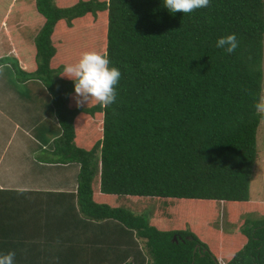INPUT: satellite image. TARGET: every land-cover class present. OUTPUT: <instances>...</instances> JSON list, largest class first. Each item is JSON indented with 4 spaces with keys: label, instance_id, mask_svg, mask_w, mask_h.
I'll list each match as a JSON object with an SVG mask.
<instances>
[{
    "label": "trees",
    "instance_id": "obj_1",
    "mask_svg": "<svg viewBox=\"0 0 264 264\" xmlns=\"http://www.w3.org/2000/svg\"><path fill=\"white\" fill-rule=\"evenodd\" d=\"M229 33L231 54L215 46ZM93 50L122 74L107 108L77 104L60 75ZM263 61L264 0L174 15L163 0H0V75L44 88L56 122L40 160L79 165L74 193L0 190V251L16 264H264V203L249 196Z\"/></svg>",
    "mask_w": 264,
    "mask_h": 264
},
{
    "label": "crops",
    "instance_id": "obj_2",
    "mask_svg": "<svg viewBox=\"0 0 264 264\" xmlns=\"http://www.w3.org/2000/svg\"><path fill=\"white\" fill-rule=\"evenodd\" d=\"M39 90L37 87L30 85L27 93L31 96L21 94L17 99L15 97L12 102L15 105V101H19L16 105L20 108L26 107L28 102H38L35 93H40ZM1 91L4 90L0 88ZM9 93L11 94V92ZM15 117V111L10 116L9 113L0 110V121L6 123L4 125L15 124ZM44 121L39 123V126H42ZM2 127L4 126L1 125L0 128ZM54 129L56 130L55 127ZM42 131H45V129L43 128ZM41 135L42 137L45 136L44 133H41ZM54 136L55 134L51 138ZM16 137L18 139L14 141ZM42 137L39 133L37 136H32L30 133L18 136L14 131L12 133H0V190L42 193L75 192L79 165H52L42 162L40 158L45 156L43 151L51 150L46 146L50 143L49 140ZM34 144L41 147L42 151H39L41 154L36 153L38 148ZM30 151H34V154H31Z\"/></svg>",
    "mask_w": 264,
    "mask_h": 264
},
{
    "label": "clouds",
    "instance_id": "obj_3",
    "mask_svg": "<svg viewBox=\"0 0 264 264\" xmlns=\"http://www.w3.org/2000/svg\"><path fill=\"white\" fill-rule=\"evenodd\" d=\"M210 3L211 0H163V7L173 15L177 12L191 14L197 9L207 8ZM215 46L231 54L238 48L239 41L235 33H229L218 37ZM60 75L73 81L77 104L95 100L107 108L116 101V86L122 74L106 53L93 50L83 52L77 62L65 65ZM255 109L264 113V98L255 104ZM0 264H16L15 251H0Z\"/></svg>",
    "mask_w": 264,
    "mask_h": 264
},
{
    "label": "rangeland",
    "instance_id": "obj_4",
    "mask_svg": "<svg viewBox=\"0 0 264 264\" xmlns=\"http://www.w3.org/2000/svg\"><path fill=\"white\" fill-rule=\"evenodd\" d=\"M1 72L3 76L0 75V88H2L4 91L0 92V110L5 113H9L10 116H12L13 111H15L16 117H15V124H9V126L4 125L6 123L0 121V124L5 127V128L4 127L0 128V133H12L14 131V133L17 134L18 136L28 135V133H30L32 136H37L39 133L41 137H42L41 133H44L45 136H43L42 138L45 140H49L50 142L49 144L46 145L47 148L49 149L52 148L51 141L55 136L53 138L51 137L52 135L55 134V132H57L54 129V127H56V122L53 119L51 103L49 101L48 95L45 94L46 92L44 88L42 89L38 87V89H40L39 90L40 93L39 92L35 93V95H37L38 97V102H33V103L28 102V105L26 107L20 108L16 105L19 101H15V105H14L12 102L13 99L15 97L17 99L18 96L21 94L25 96H31L27 92L29 86L30 85L34 86L35 83L32 82L26 85L17 83L16 78L15 80L13 79L14 74L12 70L10 71L9 67H4ZM263 72H264V61H263ZM13 81L15 82V84L13 83ZM9 92H11V94ZM263 98H264V79H263ZM37 108L39 110H36ZM262 114L264 115V113ZM42 121H44L43 125L39 126V123H41ZM43 128L45 129V131H42ZM5 129L7 132L5 131ZM17 139L18 138L16 137L14 141H16ZM36 145L35 147L38 148V151L36 153H39V151H42L40 149L41 147H37ZM257 149L259 151L258 162L256 164L253 173V178H252L253 180L251 181L249 186V196L251 202L253 203H264V118L262 119L261 125L259 126L257 131ZM30 152L31 154H34V151H30ZM146 202L148 204H155L153 203L152 200H147ZM187 205L190 206L191 204H187ZM187 205H184V207L185 206L188 207ZM157 206L159 207V204H157ZM218 221L221 222L222 224L223 219L220 217ZM194 226L195 228L196 227H198L199 229L201 228V226L199 227V225L195 223Z\"/></svg>",
    "mask_w": 264,
    "mask_h": 264
},
{
    "label": "water",
    "instance_id": "obj_5",
    "mask_svg": "<svg viewBox=\"0 0 264 264\" xmlns=\"http://www.w3.org/2000/svg\"><path fill=\"white\" fill-rule=\"evenodd\" d=\"M189 239V238H188ZM174 240H175V238H174Z\"/></svg>",
    "mask_w": 264,
    "mask_h": 264
}]
</instances>
